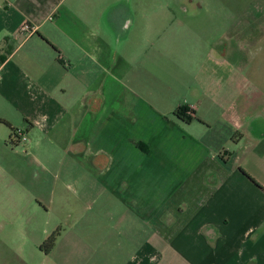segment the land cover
<instances>
[{
	"label": "crops",
	"instance_id": "0c3cea01",
	"mask_svg": "<svg viewBox=\"0 0 264 264\" xmlns=\"http://www.w3.org/2000/svg\"><path fill=\"white\" fill-rule=\"evenodd\" d=\"M121 1L0 0V119L26 138L11 143L0 124V176L22 159L63 176L76 201L71 251L64 232L41 252L61 248L53 264H264L262 0L214 37L187 34L192 61L149 41L163 30L142 26L148 13L111 12ZM17 232L0 235V264H32L42 239Z\"/></svg>",
	"mask_w": 264,
	"mask_h": 264
},
{
	"label": "rangeland",
	"instance_id": "374dc122",
	"mask_svg": "<svg viewBox=\"0 0 264 264\" xmlns=\"http://www.w3.org/2000/svg\"><path fill=\"white\" fill-rule=\"evenodd\" d=\"M250 1L122 0L121 3L118 2L116 4V8L110 9V11L115 12L116 10V12H122V14L127 12L135 14L140 12L148 13V19L142 20V26L146 27V23H148L150 33L155 29L159 32L163 30L160 35H150L149 41L153 40V43L157 47L162 45L161 48H166L169 52L175 50V53L179 54L181 59L185 58L192 61L195 56V50H193L192 45H196L195 43L199 38H194V36L192 37L187 34H191L192 30L197 29V31L200 30L202 33L200 37H214L218 35L221 27H225L227 22L226 14L232 11L241 12L256 9L255 4H251ZM259 5L261 6V10L264 11L263 0ZM155 14L159 15L156 17ZM136 17L137 19L140 18L137 15ZM211 28L212 31L210 30ZM178 29H183L179 30L181 34L177 33ZM156 30L155 33L157 32ZM132 36L134 39L132 40L134 41L132 45L137 46V43H140V36L135 31L132 33ZM153 37H156V39H153ZM190 42L192 43L189 46ZM198 49H201V47H198ZM205 54L206 51H203L202 56ZM261 56L264 59L263 51L261 52ZM260 75L264 78V66H262ZM261 90L260 106L255 104V109L257 107L260 108V112L264 109V80L262 79ZM261 121L264 125L263 117ZM213 135L219 143L222 142L218 129L214 131ZM24 147V145H17L14 148L24 154ZM29 164L21 159L19 162L20 174L14 176L7 170L5 171V175L0 176V206H3L0 207V235L13 236L18 233L17 229L20 228L28 235H35L37 238L42 239L40 244L42 245L54 232L61 230V235L67 232L64 235H68L64 244L68 247L66 250L71 251V248H69L71 239L69 237L72 236L75 239V233L78 230V228L75 229L72 225L75 222L71 216V208L76 204L74 195L70 191H66L64 185L66 181L63 176H58V173L55 171L51 172L52 174L40 170L35 173L31 170L32 168H28ZM73 181L71 180L68 185H72ZM46 231L48 236L45 238ZM26 246L28 247L30 244L27 243ZM40 247L33 246L29 251V259L32 264H53L58 261V253H60L61 248L57 249L54 257L51 259V257H45V253L41 252Z\"/></svg>",
	"mask_w": 264,
	"mask_h": 264
},
{
	"label": "trees",
	"instance_id": "16d2710c",
	"mask_svg": "<svg viewBox=\"0 0 264 264\" xmlns=\"http://www.w3.org/2000/svg\"><path fill=\"white\" fill-rule=\"evenodd\" d=\"M174 116L184 122V123H192L195 119V115L194 112L192 110H190L187 107H180L179 109H177L174 112ZM0 124H4L7 127L10 128V130L12 131V136H11V143H13V137H16L18 139V141L20 140V135L18 134V132H20L19 130H14L12 129L6 121L0 119ZM16 146V144H14ZM14 146V147H15ZM61 235V230H57L56 232H54L51 236H49L47 238V240L41 245L40 249L45 252L46 254L50 253L54 247L56 246V243L58 241V238Z\"/></svg>",
	"mask_w": 264,
	"mask_h": 264
},
{
	"label": "built area",
	"instance_id": "2783aa9c",
	"mask_svg": "<svg viewBox=\"0 0 264 264\" xmlns=\"http://www.w3.org/2000/svg\"><path fill=\"white\" fill-rule=\"evenodd\" d=\"M21 32H22V33H28V34L32 35V34H34V33L36 32V28H34V27H32V26L26 24V25H24V26L21 28ZM18 134L21 136L19 142H24V141H26V138L24 137V135H22L21 132H18Z\"/></svg>",
	"mask_w": 264,
	"mask_h": 264
}]
</instances>
